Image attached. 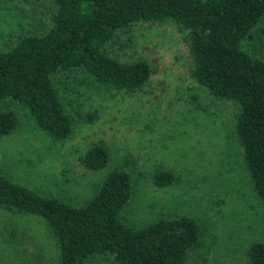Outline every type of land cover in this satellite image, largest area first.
I'll return each instance as SVG.
<instances>
[{
    "label": "rangeland",
    "instance_id": "rangeland-1",
    "mask_svg": "<svg viewBox=\"0 0 264 264\" xmlns=\"http://www.w3.org/2000/svg\"><path fill=\"white\" fill-rule=\"evenodd\" d=\"M53 10L51 0H0V50L21 33L45 31ZM260 28L264 21L242 47L264 57ZM131 34L130 46L119 49L116 42L114 47L122 59L143 57L151 64L153 72L140 90L102 86L84 73L54 78L67 112L77 117L68 139H52L27 108L0 100V110L17 117L16 128L0 139V173L41 195L81 204L114 168L123 167L133 181L121 213L127 225L186 214L200 224L198 246L187 264H248L246 248L264 241V204L235 137L236 104L213 99L191 78L188 43L172 22L138 23ZM95 142H102L110 157L103 168L88 170L78 156ZM159 170L172 172L175 181L155 185ZM0 264H58L40 216L0 207ZM86 264L114 262L96 256Z\"/></svg>",
    "mask_w": 264,
    "mask_h": 264
},
{
    "label": "trees",
    "instance_id": "trees-1",
    "mask_svg": "<svg viewBox=\"0 0 264 264\" xmlns=\"http://www.w3.org/2000/svg\"><path fill=\"white\" fill-rule=\"evenodd\" d=\"M51 1L54 10L45 31L21 33L0 50V100L27 108L38 128L64 141L73 134L77 117L67 112L54 78L84 73L99 85L136 92L149 81L152 66L143 57L122 59L115 43L119 49L130 46L135 24L172 22L188 43L191 78L213 99L236 104L235 137L264 204V57L242 47L264 21V0ZM16 126L15 113L0 110V139ZM109 157L108 148L95 142L78 161L98 170ZM175 179L172 172L159 170L152 180L167 186ZM132 191L131 175L123 167L114 168L81 204L41 195L0 173V207L40 216L54 240L58 264H86L96 256L114 264H187L198 246L199 221L180 214L140 227L127 225L121 213ZM246 257L248 264H264V241L250 244Z\"/></svg>",
    "mask_w": 264,
    "mask_h": 264
}]
</instances>
